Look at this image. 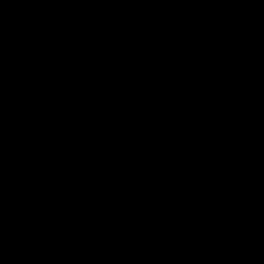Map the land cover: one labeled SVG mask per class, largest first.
Listing matches in <instances>:
<instances>
[{
	"label": "water",
	"instance_id": "obj_1",
	"mask_svg": "<svg viewBox=\"0 0 264 264\" xmlns=\"http://www.w3.org/2000/svg\"><path fill=\"white\" fill-rule=\"evenodd\" d=\"M0 264H264V0H0Z\"/></svg>",
	"mask_w": 264,
	"mask_h": 264
}]
</instances>
